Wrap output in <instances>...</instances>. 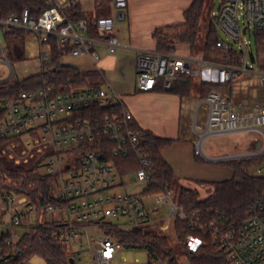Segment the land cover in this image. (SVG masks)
I'll return each mask as SVG.
<instances>
[{"label": "built area", "instance_id": "1", "mask_svg": "<svg viewBox=\"0 0 264 264\" xmlns=\"http://www.w3.org/2000/svg\"><path fill=\"white\" fill-rule=\"evenodd\" d=\"M43 1L46 8L37 16L24 9L0 17L2 34L23 31L33 34L42 45L52 38L59 46L69 49L67 54L71 57L88 56L93 62L99 60V55L93 51L96 40L104 43L107 54L119 49L116 23L125 19L127 0H110L109 16L92 17L91 24L101 38L87 36L89 24L86 20H68L65 11L81 0ZM212 18L216 29L236 44L235 48L218 39L215 46L226 56L233 52L236 64L215 65L167 54H139L135 62L136 89L149 92L160 86L167 92L179 78L196 77L200 74L199 68L214 67L211 82L218 86L231 84L240 74H256L264 91V72H255V58L244 38L250 29L252 34L255 30H264V0H220ZM6 54L5 46L0 45V61L8 64ZM116 106L119 112L113 110L101 116L93 110ZM132 122V116L121 108L117 95L101 87H79L60 93L53 85L45 84L38 90L21 91L16 97L0 100V141L6 140L0 156L14 165L33 162L41 176L52 177L50 197L56 203L44 206L39 220L41 217V222L52 226L49 237L64 246L68 264H113L114 260H119L121 251L133 250L117 242L108 232L110 227L124 230L156 227L162 233L170 227L173 229L176 219L183 221L186 229L192 232L183 239H178L174 232L177 246L194 250L207 235L228 264H264V191L247 207L243 219L238 222H231L223 215L204 221L200 212L185 211L173 202L172 190L149 196L119 191L121 177L113 163L104 159L102 139L113 145V155L126 156L134 150L140 162L134 172L135 179L146 186L153 182L154 171L138 150L137 135L130 126ZM263 126L264 103H255L245 109L241 103L234 104L221 89H211L195 105L193 155L216 164L261 156L264 154ZM242 132L259 134V143L253 153L222 158H209L204 154L203 144L207 138ZM251 175L264 177V167H256ZM147 197H153V203L143 199ZM3 198L6 209H15V198L17 205L23 207L11 217L7 230L0 232L5 245L13 247L20 237L14 240L16 234L11 228L23 227L21 220L33 214L34 220L25 231L30 229L37 219L36 213L33 206H27L24 196L9 193ZM161 205L165 206L164 212ZM112 220H121V223H108ZM143 251L147 261L135 260L134 264H180L178 256L187 261L182 249L178 253L173 248V257L166 254L156 258Z\"/></svg>", "mask_w": 264, "mask_h": 264}, {"label": "trees", "instance_id": "2", "mask_svg": "<svg viewBox=\"0 0 264 264\" xmlns=\"http://www.w3.org/2000/svg\"><path fill=\"white\" fill-rule=\"evenodd\" d=\"M103 2L105 0H94ZM188 8L183 12V21L177 24L155 28L151 34L155 42V51L161 54H170L177 44L187 45L190 52H194L197 40L200 19L202 16L205 0H189ZM46 5L43 0H0V17H5L11 12L29 10L33 16L39 15ZM68 20L77 21L84 19L88 22L87 36L101 38L91 24L92 17L87 15L78 3L65 11ZM254 39L258 46L264 47V30H255ZM27 33L23 31H11L3 34L6 41V51L12 55V60L23 59L24 38ZM219 39L218 31L213 18L207 25L204 41L201 47V57L205 61L224 63L232 61L235 63L233 52L226 56L215 46ZM44 46L46 51L39 56L41 71L27 78L7 81L0 84V100L16 97L21 91H34L42 88L45 84L53 85L56 92L65 93L79 87L102 86L103 78L97 71H79L76 68L61 64V57L69 49L61 47L55 39H49ZM14 49L19 50L18 56L13 53ZM257 69L264 72V65L256 61ZM202 96L204 97L211 89L218 88V85L211 82H201ZM156 91H162L157 86ZM189 90V77L179 78L167 91L179 96H184ZM164 92V91H163ZM98 116L110 114L113 110L119 112V107L94 108ZM136 132L138 139V150L149 162L154 171L153 182L146 186L141 192L142 195H156L173 190L175 177L171 167L162 158L161 151L169 147L173 140L161 138L149 130L138 127L134 122L130 124ZM103 143L104 159L115 166L118 175L124 176L134 173L140 162L134 150L126 156L113 155V145L107 139ZM6 140L0 141V151L5 146ZM96 148V145H92ZM197 158V157H196ZM198 159V158H197ZM232 172L229 180L208 183L207 197L198 199L195 190L177 189L176 202L185 211H198L202 219L208 221L217 215H223L231 222H238L243 219L247 207L253 200L264 191V177L251 175L248 170L251 166L264 164V154L258 157L241 158L218 163ZM52 177L41 176L33 162L25 165H14L6 157L0 156V198L12 193L17 196H24L27 206H33L36 213V220L30 229L24 231L13 247L5 245L4 238H0V264H27L30 258L37 256L45 261V264H68V256L64 246L49 237L51 225L39 220L41 209L47 204H55L51 199ZM174 232L178 239L192 234L186 229L185 223L176 219L174 221ZM108 232L124 248L133 250H145L152 258L166 255L173 257L172 248L169 246L165 236L157 232L156 227L133 228L121 230L110 227ZM185 254L188 264H228L225 256L216 251L208 236L202 238V244L194 250L181 248Z\"/></svg>", "mask_w": 264, "mask_h": 264}, {"label": "crops", "instance_id": "3", "mask_svg": "<svg viewBox=\"0 0 264 264\" xmlns=\"http://www.w3.org/2000/svg\"><path fill=\"white\" fill-rule=\"evenodd\" d=\"M91 1L89 4L92 6L95 1ZM79 4L91 17L111 14L108 5V13L104 11L105 14L98 15V11L102 13L99 8L94 7L89 14L86 11L88 7H84L81 1ZM189 4V0H127L123 30H119V22L116 23L120 47L114 54H107L104 43L96 40L93 51L99 55L97 62H93L88 56L71 57L67 53L61 57L60 62L79 71H97L101 74L103 78L101 88L117 95L121 108L132 116L133 122L138 127L149 130L158 137L173 140L169 147L161 151V156L174 173L177 189L186 188L195 190L199 194L202 192L207 194L208 183L226 181L232 176L228 168L205 162L193 155L192 120L196 102L202 98L200 83L211 82L215 74L214 67L199 68L200 74L196 76L198 80L194 84L189 77V90L184 96L156 90L141 92L135 86L137 56L158 53L155 51V42L151 37L153 30L182 22L183 12ZM0 33V45L6 48L1 29ZM192 54L187 45L177 44L174 46V51L167 55L198 62L205 61L201 57V52L199 58H192ZM206 62L215 65L236 64L233 60L224 63ZM3 64L9 65L0 61V65ZM255 67L257 69V65ZM244 76L246 79V74ZM7 81L10 80H0V84ZM242 82L237 79L227 86H218V89L225 92L234 104L241 103L245 109L255 103L263 104L264 91L261 90L260 83L253 94L250 88L246 93V88L241 85Z\"/></svg>", "mask_w": 264, "mask_h": 264}, {"label": "rangeland", "instance_id": "4", "mask_svg": "<svg viewBox=\"0 0 264 264\" xmlns=\"http://www.w3.org/2000/svg\"><path fill=\"white\" fill-rule=\"evenodd\" d=\"M109 1L110 0H105L103 2L96 1L95 3H92V6L91 4H89L90 2H92L91 0H81V3L84 7L85 6L88 7L86 8V11L89 14H91L94 7H96V9L99 8L102 11V13L98 11V15L101 14L103 15L105 14L103 13L104 11L105 12L108 11L107 5ZM219 1L220 0H205L192 58L200 57V50L205 38L208 22L212 18V15L217 11L219 6ZM242 24L243 21L242 19H240V25L242 26ZM118 26H119V30H123L124 21H120L118 23ZM217 31H218L219 39L227 43H231L236 48V44H233L231 39H229L220 30ZM244 38L247 42H249L252 56L255 58L256 61H258V63L264 65V47H260L256 44L254 39V34H252L251 29L249 32H247L244 35ZM44 51H46V46L39 44L38 40L35 38L33 34H27L25 38V49H24L23 59L12 60V55H9L7 53L5 55V59L7 60L9 65H4V64L0 65V80L7 79L10 81H16L39 73L41 68L39 56ZM13 53H15V56H18L20 51L14 49ZM247 58L249 64H251L249 60V56ZM255 66H253V68L255 72H257ZM190 78L192 79L193 84L198 80L197 77H190ZM237 79L239 81H243L241 85L244 88H246V93L250 88L252 93L255 94V89L260 83V79L258 76L246 75V79H245L244 74H240V76ZM262 130L264 131V126L262 127ZM258 143H259V134L256 132H242V133L216 135V136H211L205 140L203 144V152L209 158L211 157L222 158V157H230V156L249 155L257 149ZM258 166L264 167V164L251 166L248 172L252 174L253 170ZM120 180H121V185L119 187L120 192L126 193L128 195L142 196L141 192L146 188V184L144 182L136 180L134 173L124 176ZM207 196L208 195L206 193L203 192L201 194L198 193V199H204ZM176 197H177V186H175L174 189L172 190L171 200L175 202ZM143 199H145V201L150 204L153 203V197H147ZM14 204H15L14 208L16 210L13 208L6 209L4 203L2 202V199L0 198V232H5L7 230L6 226L10 224L11 217L15 214V212H19L23 210L22 206L17 205L16 198L14 200ZM164 209L165 206L161 205V210L163 212ZM41 219L42 218L40 217V220ZM33 220H34V215L32 214L29 215L27 218L21 220L23 227L11 228V232L16 234L14 240H17L24 233L25 227L28 226L29 224H32ZM109 222L117 225L121 223V220H112V221H108V223ZM157 232L165 236L167 242L169 243V246L172 249L174 248V251L176 252L178 251V253L181 251L180 249L181 247L175 244L174 230L171 227L166 232L160 233L158 230ZM97 234L98 232L96 233V235ZM118 258L119 260L118 261L114 260L113 264H134L135 260L138 261L139 263H144L147 261V255L144 253L143 250H123L119 253ZM122 259H124L125 262H123ZM178 261L180 264H188L183 257L178 256ZM27 264H45V261L40 257L34 256L30 258Z\"/></svg>", "mask_w": 264, "mask_h": 264}, {"label": "water", "instance_id": "5", "mask_svg": "<svg viewBox=\"0 0 264 264\" xmlns=\"http://www.w3.org/2000/svg\"><path fill=\"white\" fill-rule=\"evenodd\" d=\"M243 31H244V30H243ZM257 145H258V144H257ZM5 201H6L5 198H3V202H4V203H5ZM69 262H70V260H69Z\"/></svg>", "mask_w": 264, "mask_h": 264}]
</instances>
